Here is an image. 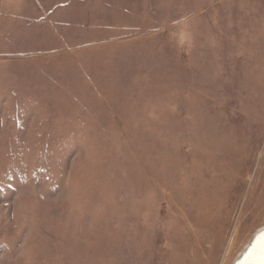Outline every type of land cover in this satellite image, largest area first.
<instances>
[{"label": "rangeland", "instance_id": "374dc122", "mask_svg": "<svg viewBox=\"0 0 264 264\" xmlns=\"http://www.w3.org/2000/svg\"><path fill=\"white\" fill-rule=\"evenodd\" d=\"M264 228V0H0V264H232Z\"/></svg>", "mask_w": 264, "mask_h": 264}, {"label": "water", "instance_id": "95a60500", "mask_svg": "<svg viewBox=\"0 0 264 264\" xmlns=\"http://www.w3.org/2000/svg\"><path fill=\"white\" fill-rule=\"evenodd\" d=\"M232 264H264V228L259 229Z\"/></svg>", "mask_w": 264, "mask_h": 264}]
</instances>
